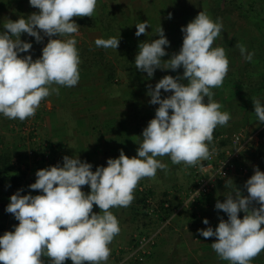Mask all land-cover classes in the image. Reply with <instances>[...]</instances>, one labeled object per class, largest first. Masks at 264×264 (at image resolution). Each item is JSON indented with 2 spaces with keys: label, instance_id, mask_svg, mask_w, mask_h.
Returning <instances> with one entry per match:
<instances>
[{
  "label": "clouds",
  "instance_id": "9594fccd",
  "mask_svg": "<svg viewBox=\"0 0 264 264\" xmlns=\"http://www.w3.org/2000/svg\"><path fill=\"white\" fill-rule=\"evenodd\" d=\"M29 3L39 11L15 21L8 19L3 24L5 31L0 32V114L21 122L34 117L50 95H59L60 87L78 84L81 61L74 36L80 26L73 18H91L97 6V0ZM168 18H172L171 13ZM135 27L139 37L147 35L150 25L144 21ZM222 29V22L213 21L201 11L181 28L182 47L168 60L161 59L170 44L161 26L156 30L159 39L139 43L136 69L151 78L156 69L176 71L182 67L183 76L166 75L154 89L148 86L150 104L159 107L142 132L137 154L129 158L121 149L118 158H109L106 167L98 166L95 171L78 156H64L62 167L57 164L38 170L29 188L42 194L21 195V189L10 196L6 212L19 223L14 231L0 236V264H45L44 258L47 264H65L69 259L72 264H107L109 245L121 231L111 209L130 206L140 180L154 179L157 170H167L157 157L168 156L176 165L202 167V161L217 153L214 146L209 147L214 130L227 126L231 119L230 113L222 112V105L213 100L211 90L223 85L229 71L225 49L213 47ZM25 33L37 43L45 36L49 38L38 59L21 57L32 48L21 39ZM94 43L98 48L117 50L120 35L97 38ZM236 46L246 61L253 60L254 52H248L243 44ZM161 90L172 94L162 99ZM252 102L257 120L264 124V104L258 98ZM230 185L229 179L226 186ZM83 186H89L90 192L82 191ZM244 187L247 196L235 188L223 202L217 200L215 208L226 213L227 220L221 218L215 230L198 229L205 239L216 237L212 249L230 264H251L264 251V172L255 167ZM194 193L200 195L199 191ZM94 205L99 213L93 211ZM203 223L208 225L209 221L205 218Z\"/></svg>",
  "mask_w": 264,
  "mask_h": 264
},
{
  "label": "crops",
  "instance_id": "0c3cea01",
  "mask_svg": "<svg viewBox=\"0 0 264 264\" xmlns=\"http://www.w3.org/2000/svg\"><path fill=\"white\" fill-rule=\"evenodd\" d=\"M164 1H132L127 10L128 14L124 13L125 16L122 18H119L121 12L118 15V27L115 30L107 25L108 29L103 27L101 31L97 29V26H100L98 21L91 22L88 30L96 34L91 39L93 43L89 45L90 47H85L79 42L80 37L76 38L81 61L78 84L71 88L60 87L59 95L53 93L44 100L42 125L45 134L56 140L59 148L54 156V166L59 164L62 167L64 156H78L81 161L92 164V171H95L98 166L106 167L109 158H118L121 149L129 158L137 154V148L142 142V132L148 122L155 117V110L159 107L150 104L148 86L151 85L154 89L155 84L166 75L183 76L181 67L176 71L156 69L153 77L148 78L146 72H141L135 67L134 60L139 51V43L159 39L156 30L161 26L170 42L165 47L167 55L161 59L168 60L182 47L181 28L195 19L201 11L209 15L207 4L201 3V6L189 11L190 3L183 2L177 6L172 0ZM117 7L112 8L118 10L123 5ZM38 11L30 6L29 0H0V32L5 31L3 24L8 19L15 21ZM169 13L174 18L169 19ZM177 13L178 17L175 16ZM209 17L215 21L210 15ZM88 18L89 22L94 20L95 14ZM144 21L150 25L146 29L147 35L142 34L137 37L135 25ZM41 35L43 36V33ZM119 35L120 43L117 50L93 48L96 46L94 42L97 38H119ZM65 38L61 37V39ZM21 39L32 44L31 50L21 53V57L31 55L35 60L42 55V49L49 38L45 36L42 42L37 43L34 37L25 33L21 35ZM237 44H243L248 52H254L251 62L244 59ZM213 47H223L229 60V71L223 85L211 89L214 93L213 100L222 105L220 109L222 112L230 113L231 119L227 126H217L214 130L213 144L209 147L211 149L214 146L217 149L216 154L222 156L224 151L234 147L232 138L235 135H239L240 142L243 143L235 170L216 184L213 193L215 191V194H218L216 190L224 189L230 179L231 191L238 188L242 195L247 196L244 185L254 174V168L259 167L260 171L264 172V124L257 120L252 102L253 98H258L264 104V35L259 33L253 24H248V28L233 27L229 33L221 32L215 39ZM181 82L187 83L186 80ZM54 87L59 86L54 85ZM171 94L161 90L162 99ZM5 118L0 114V120ZM1 129L3 128L0 127V133ZM0 149L13 151L17 147L12 149L11 145L0 144ZM157 159L167 165V170H157L154 179L144 178L138 184V186H146L152 197L161 198L159 201L154 200L159 208L157 215L159 219L154 224L157 225L154 233H157L158 243L152 252L154 262L151 261L152 263L149 264H230L229 261L220 259L212 249L211 244L216 241V237L205 239L198 232V229L207 227L215 230L220 222V213L214 209H206L207 206H204L208 203L211 194L200 197L191 204L189 202L185 205L183 201L192 184L193 168L185 167L183 164H173L168 156ZM203 172L205 175L210 174L209 169ZM26 187L21 195L42 194ZM14 191L0 190V236L6 231H14V227L19 223L12 214L6 212L10 196ZM82 191L88 193L90 187L83 186ZM145 202L143 193L136 188L130 206L111 209L119 221L121 231L125 230L126 233L127 226L131 225L134 230H145L142 221L144 215L140 212V210L143 212ZM254 206L258 207V205ZM93 211L99 213L100 210L94 205ZM165 212L168 216L161 221ZM205 218L209 221L208 225L203 223ZM135 222L137 224H134ZM132 236L134 235L131 234L128 239L126 238V242H132ZM122 242L116 240L115 244L114 238L109 245L111 255L107 264H116L119 261L121 254H116L114 251L116 248H121L120 253L123 252L122 248L128 243ZM163 248L167 249V254ZM44 259L47 264V258ZM65 264H72V261L69 259ZM122 264L128 263L122 262ZM251 264H264V251L255 257Z\"/></svg>",
  "mask_w": 264,
  "mask_h": 264
},
{
  "label": "rangeland",
  "instance_id": "374dc122",
  "mask_svg": "<svg viewBox=\"0 0 264 264\" xmlns=\"http://www.w3.org/2000/svg\"><path fill=\"white\" fill-rule=\"evenodd\" d=\"M132 1L135 2L137 0L97 1L94 20L92 19L89 22L88 17H83V18L80 17L81 21H79L80 18L77 17L78 19L75 20V22L80 26L78 37H77V35H75L74 36L75 39L76 38L78 39L80 37L79 42H81L85 47H90L89 45H92L93 42H91V39L94 37V34H96V33L88 30V28H89L88 25L91 22L98 21L100 23V26L99 27L97 26L98 30L99 29L101 30V28L103 29V27H105V29H106L107 25L110 27V29L111 28L113 30L117 29V27H118V23H117L118 15L121 12V16H119V18L120 17L122 18V16H125L124 13L128 14L127 10H128V7L131 5ZM165 1H167V0H165ZM172 1L177 6H179L183 2L190 3V5L188 6L189 11H192L193 9L197 8L199 5L201 6L202 5L201 3L207 4L208 11L210 10V3H211L210 0H172ZM117 4L120 7L122 4L124 8L122 7L121 9L116 10V8H118ZM132 5H134V3ZM112 7H116V8L113 9ZM175 16L178 17L179 16L178 13L175 14ZM172 18H174V17H172ZM220 20L223 21L222 22V24H223L222 32L227 31L229 33L230 29L233 27L245 26L246 28H248V24L245 23L244 20L239 19L237 16L236 17L233 16L231 19L225 18V20H224V18H222ZM215 21H217V20H215ZM107 29H108V27H107ZM101 31H103V30H101ZM68 38H72V37H68ZM68 38L66 37L65 39H68ZM93 48L96 49L97 47L93 46ZM44 110H45L44 101H42L40 107L37 109V111H38L37 114H35L34 117L28 118L23 122H21L18 119L17 120H10L8 118L0 120V127L3 128V129H1L2 132L0 133V144H6L9 146L11 145L12 149L14 147L15 148L17 147L16 150H14V149H13V151L11 150V152L13 153V156H12L13 163L16 167H20L25 173L21 179V184L19 186L20 188L18 187L14 191V194L18 190H21V189H23V191H24L26 186L29 187V185H31L32 183L35 182V180H36L35 174L38 170H40V168L38 167V164L41 161V155L44 158L42 169L55 165L53 163V160H54L55 153L57 152V150L59 148L57 146L58 143L56 142V140H53L51 137H48V135L45 134V129L43 128V125H42L43 124ZM192 174H193V172H192ZM193 181H194V179H193V175H192V184L189 188V191L191 190V188L193 186ZM238 183L241 184L243 182H241V183L238 182ZM143 186L144 185L138 186L137 191L142 192L144 197H145V200H146L144 208H143V212H142V210H140V212L144 215V218H142V221L145 224V226H143L145 228V230H143V231L134 230L135 228L132 227V225H131L130 227L127 226V229H126L127 232L126 233H124L125 230L120 231L119 235H117L115 237V244H116V240H121V241H123L122 243H125L127 241L126 238L128 239L131 234H133L134 236H132V239H133L132 242H130V243L126 242L125 243V244H127V243L128 244L124 248H122L123 249L122 253H120L121 248L115 249L114 252L116 254H119V255L121 254L120 259H119V261H117L116 264H122V262H125L128 264H149V263L154 262V259H153L154 253L152 254V252L154 250V247L157 246V243H158L157 233L156 232L154 233L155 229L157 228V225H154V224H156L157 220L159 219L158 218L159 216L157 217V215L159 214V212H158L159 208H158L157 203L155 201H156V199H157V201H159L161 198L152 197V195L147 190V187L146 186L143 187ZM1 191H3V188ZM8 191H10V190H8ZM189 191L187 192V195L183 200L185 205L189 204V202L191 201L189 198ZM229 191H231L229 186L228 187L225 186L224 189L221 188L219 190H216V192H219L218 194H215V191H214V193L212 191L210 193L211 194L210 198H208L209 199L208 203H206V205H204V206H207L206 209H210V210L214 209V210L218 211V213H220V217L223 218L224 220L228 219L227 214L224 213L223 211H222L223 213H221L219 210H217L215 208V204H216L217 200H219L220 202H223L226 198L225 196L228 194ZM38 192L39 191H37V193ZM39 193H41V192H39ZM212 194H213V196H212ZM195 200H193V201H195ZM193 207H191V209H193ZM243 215H244L243 212L239 213V217L241 219L243 218ZM134 224H137V223L135 222ZM146 225H149V227H147ZM121 233H122V235H121ZM120 235H121V237H119ZM141 236H148V237L153 236L154 245L149 248V254L146 255L145 257H143V259L141 261L133 262V260L127 259V255L129 253L135 251V249H133L134 242L138 237H141ZM117 237H119V239H117ZM163 249L167 254V249L166 248H163ZM117 251H118V253H117ZM155 256H157V255H155Z\"/></svg>",
  "mask_w": 264,
  "mask_h": 264
},
{
  "label": "trees",
  "instance_id": "16d2710c",
  "mask_svg": "<svg viewBox=\"0 0 264 264\" xmlns=\"http://www.w3.org/2000/svg\"><path fill=\"white\" fill-rule=\"evenodd\" d=\"M210 2L208 12L214 20L231 19L237 16L247 24H253L257 31L264 35V0H210ZM12 156L11 151L0 149V189L3 188V191L16 190L25 174L20 167L14 165ZM43 162L44 158L41 155V161L38 164L40 169L43 168ZM167 216L168 213L165 212L161 221Z\"/></svg>",
  "mask_w": 264,
  "mask_h": 264
},
{
  "label": "built area",
  "instance_id": "2783aa9c",
  "mask_svg": "<svg viewBox=\"0 0 264 264\" xmlns=\"http://www.w3.org/2000/svg\"><path fill=\"white\" fill-rule=\"evenodd\" d=\"M234 147L232 149L224 151L222 156L215 154L211 159L206 160L201 166L193 167V186L189 191L190 200L209 195L215 188L218 182L223 181L226 177L235 170L236 161L239 158L240 150L243 143L240 142L239 135H235L232 138ZM209 169L210 174L205 175L204 170ZM199 191L200 195H195L194 192ZM194 199V200H195ZM154 245L153 236H141L134 242L135 251L127 255V259L138 262L149 254V248ZM118 253V251H117Z\"/></svg>",
  "mask_w": 264,
  "mask_h": 264
}]
</instances>
